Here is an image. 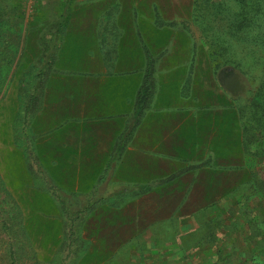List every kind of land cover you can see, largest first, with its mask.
Masks as SVG:
<instances>
[{"label":"crops","instance_id":"1","mask_svg":"<svg viewBox=\"0 0 264 264\" xmlns=\"http://www.w3.org/2000/svg\"><path fill=\"white\" fill-rule=\"evenodd\" d=\"M68 1L100 16L56 17L50 64L25 104V143L9 139V189L82 198L93 242L102 229L131 238L233 198L251 178L242 122L229 70L216 71L185 13L194 0ZM148 55L151 89L135 118Z\"/></svg>","mask_w":264,"mask_h":264},{"label":"rangeland","instance_id":"2","mask_svg":"<svg viewBox=\"0 0 264 264\" xmlns=\"http://www.w3.org/2000/svg\"><path fill=\"white\" fill-rule=\"evenodd\" d=\"M205 1L194 0L192 13L186 9L185 13L207 16L208 25L198 26L202 39L213 52L217 47L213 58L231 74L228 88L235 94L236 109L240 116L241 108L249 121L250 181L233 198L195 219H172L138 230L131 238L121 237L120 229L110 230L111 235L102 229L104 237L93 242L84 228L85 213L75 221L71 241L67 238L68 216L83 210L82 198L61 196L63 208L55 196L42 195V188L35 198L31 192L17 196L4 180L9 139L17 148L25 143V104L37 85L44 54L52 49L56 17L63 12L65 16H100V12L91 15L85 6L67 0H0V264H12V258L15 264H212L227 254L223 264H264V117L260 125L252 123V102L259 99L264 105V0H210L212 6ZM246 1L249 7L244 9ZM257 4L259 9L252 7ZM160 8L164 16H172L168 5ZM240 23L245 25L242 29ZM43 25V34L36 38L35 31ZM40 89L33 93L34 99ZM27 170L37 187L34 165L29 163Z\"/></svg>","mask_w":264,"mask_h":264},{"label":"trees","instance_id":"3","mask_svg":"<svg viewBox=\"0 0 264 264\" xmlns=\"http://www.w3.org/2000/svg\"><path fill=\"white\" fill-rule=\"evenodd\" d=\"M209 1L206 0L205 3L207 5H211L212 6L213 5V1L212 2L211 1L209 2ZM67 2H68V0H67ZM214 5H215V8H216L217 5L215 3H214ZM247 7H249V3L246 1V2H244L243 8L246 9ZM252 7H257L259 9V5L258 4L255 5V6H252ZM66 8H67V3H66ZM214 12H216V9L214 10ZM62 16H65L64 12H63ZM215 17H218V19H220V16H215ZM193 18H194L195 24L198 25V26L201 25V24H204V22H206L205 23V27H206L208 25V23H209V20L207 19V16H203V14H202V16H198V15L196 16V14H195L193 16ZM244 26L245 25H242L240 23L238 28L242 29ZM55 38H57V37L55 36ZM55 40L56 39H54L52 42L55 43ZM220 47H223L221 50H224V46H220ZM213 50H214V52L212 51V53L217 52V47L214 48ZM219 53H220V57L221 58L224 57L222 52H219ZM51 57H52V49L49 52H46L44 54L43 65H42L40 71L36 75V80H37L36 84L37 85L34 87V91H33L34 94H36V92H37L36 90L39 89L41 87V85H42L41 83H42L43 72H44V69L49 66V64H50L49 61H50ZM147 59H148V62H147L146 70H145L144 82H143V85H142V87L140 88V90L138 92V95H137V107H136L135 118H137L140 110L142 109V107H143V105H144V103L146 101V98H147V96H148V94L150 92V89H151L150 78H151V67H152L151 66L152 65L151 64L152 63L151 59L152 58L148 55ZM215 60H216V66H217V70L216 71H219L218 69H220V67H222V66H220V65H222V63L219 61L220 59L217 60V57L215 58ZM224 60L227 61V58H224ZM33 93L30 96L31 99H34V97H35V95ZM256 94L257 93H255L254 96H256ZM257 97L258 96H256L255 98H257ZM252 104H253L252 113L254 115L252 123L257 126V125H260L261 117H264V105H262V103H261V101L259 99L258 100L255 99L254 102H252ZM255 106L257 107L256 109H255ZM239 113H240V117L242 118V119L241 118L240 119L242 121V129H243V145H244V153H245L246 158H247L249 151H248V138H247V127H246V124H248L249 121L244 117V112H243V110L241 108L239 110ZM130 129L131 128L129 127L128 131L126 130L125 136H127L129 134ZM143 188L144 187H140L139 189H143ZM52 193L59 200L60 204L64 208L65 206H64V202L62 201V199L59 196H57L55 191H53ZM89 210H90V207L88 206L85 209L83 208V210L79 211L76 214V216H74L72 218L67 215L69 220H70V225H69L68 231H67L68 240L71 241L72 237L74 236V233H75V225H74V223H75V221L77 219H79L80 216L84 212H87ZM69 245H70V243H69ZM227 258H228V254L225 255V256H218L216 261L214 263H212V264H223L226 261ZM12 264H15V261H14L13 258H12Z\"/></svg>","mask_w":264,"mask_h":264}]
</instances>
